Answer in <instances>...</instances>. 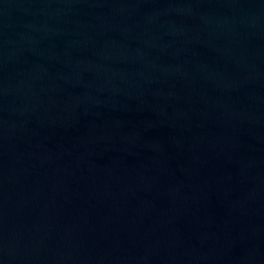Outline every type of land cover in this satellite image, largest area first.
<instances>
[{"label":"water","instance_id":"obj_1","mask_svg":"<svg viewBox=\"0 0 264 264\" xmlns=\"http://www.w3.org/2000/svg\"><path fill=\"white\" fill-rule=\"evenodd\" d=\"M0 264H264V0H0Z\"/></svg>","mask_w":264,"mask_h":264}]
</instances>
